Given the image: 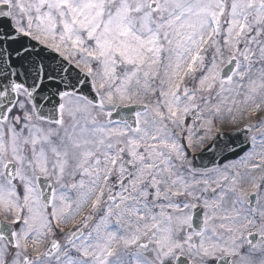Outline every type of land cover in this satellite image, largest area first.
<instances>
[{"label":"snow or ice","instance_id":"snow-or-ice-1","mask_svg":"<svg viewBox=\"0 0 264 264\" xmlns=\"http://www.w3.org/2000/svg\"><path fill=\"white\" fill-rule=\"evenodd\" d=\"M0 264H264V0H0Z\"/></svg>","mask_w":264,"mask_h":264},{"label":"water","instance_id":"water-1","mask_svg":"<svg viewBox=\"0 0 264 264\" xmlns=\"http://www.w3.org/2000/svg\"><path fill=\"white\" fill-rule=\"evenodd\" d=\"M208 163H209L208 158H205V160H204V164H208Z\"/></svg>","mask_w":264,"mask_h":264}]
</instances>
